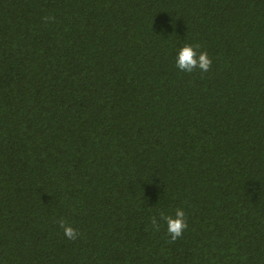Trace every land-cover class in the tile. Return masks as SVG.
I'll return each mask as SVG.
<instances>
[{"label":"trees","instance_id":"obj_1","mask_svg":"<svg viewBox=\"0 0 264 264\" xmlns=\"http://www.w3.org/2000/svg\"><path fill=\"white\" fill-rule=\"evenodd\" d=\"M0 264H264V0H0Z\"/></svg>","mask_w":264,"mask_h":264},{"label":"clouds","instance_id":"obj_2","mask_svg":"<svg viewBox=\"0 0 264 264\" xmlns=\"http://www.w3.org/2000/svg\"><path fill=\"white\" fill-rule=\"evenodd\" d=\"M47 19V18H46ZM202 45L199 43H185L179 50L176 59V67L186 73H193L197 69L201 73H207L212 67V58L207 50L201 51ZM159 220H163L167 225V233L171 238L170 242H175L181 238L188 228L186 212L183 208H177L174 215L160 213ZM156 216L151 218L152 227L160 230V223ZM57 223L63 229L64 235L69 240H76L81 235L78 228H73L68 220L61 217Z\"/></svg>","mask_w":264,"mask_h":264}]
</instances>
